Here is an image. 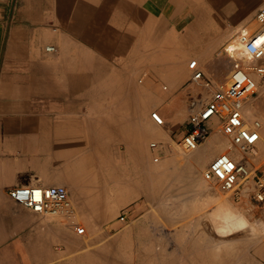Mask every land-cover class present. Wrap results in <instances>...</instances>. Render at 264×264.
I'll use <instances>...</instances> for the list:
<instances>
[{"label":"rangeland","instance_id":"obj_1","mask_svg":"<svg viewBox=\"0 0 264 264\" xmlns=\"http://www.w3.org/2000/svg\"><path fill=\"white\" fill-rule=\"evenodd\" d=\"M167 5L166 16L151 19L148 32L128 43L133 47L96 52L103 61L100 74L87 86L85 111L70 114L72 135L55 144L53 173L37 184L64 186L73 214L35 216L42 236H48V246L29 249L22 264H264V216L252 194L235 201L215 184L204 182L201 176L209 164L200 170L199 184H194L195 176L182 169L191 154L178 147L188 129L192 99L209 95L190 83L188 63L196 61L213 87L224 86L226 47L236 43L241 28L257 25L255 13L264 7V0H172ZM195 9L207 16L209 24L200 27L201 34L221 33L199 55L193 54L185 35ZM154 26L163 31L150 32ZM256 91L258 97L249 101L258 106L250 116L244 111L248 124L264 121L263 81ZM153 112L164 119L162 127L151 121ZM144 130L156 137L140 145ZM214 130L227 149L214 159L245 160L257 174L264 172V140L256 149L258 155L249 156L232 147L219 127ZM151 143L170 147L179 157L153 163ZM51 178L53 182L47 183ZM213 190L226 206L242 214L245 228L236 229L234 222L232 232L219 231L221 220L210 214L217 202L207 199ZM121 215L124 222L118 220Z\"/></svg>","mask_w":264,"mask_h":264},{"label":"crops","instance_id":"obj_2","mask_svg":"<svg viewBox=\"0 0 264 264\" xmlns=\"http://www.w3.org/2000/svg\"><path fill=\"white\" fill-rule=\"evenodd\" d=\"M170 1L0 0V264H22L30 256L29 249L43 243L48 246V236H42L35 215L14 204L7 192L17 186L37 185L53 173L54 146L60 138L69 141V129L75 127L70 125V114L85 111L87 86L100 74L103 58L96 52L133 47L128 43L148 32L151 19L167 15ZM203 15L195 9L185 32L195 55L200 27L209 26ZM162 22L166 24L165 18ZM252 24L240 31L249 30ZM162 31L156 26L150 30ZM203 35L212 45L221 34L207 30ZM47 47L55 52H45ZM213 65L209 66L215 75ZM226 68L224 76L234 69L231 64ZM70 98H74L72 102ZM59 128L66 131L60 134ZM213 131L182 168L195 176L196 185L200 170L219 151L227 152ZM150 136L156 134L144 130L139 144L145 145ZM157 156L169 163L179 154L160 145ZM148 159L145 155L146 162ZM51 182L52 178L47 180ZM132 185L131 179L129 190Z\"/></svg>","mask_w":264,"mask_h":264},{"label":"built area","instance_id":"obj_3","mask_svg":"<svg viewBox=\"0 0 264 264\" xmlns=\"http://www.w3.org/2000/svg\"><path fill=\"white\" fill-rule=\"evenodd\" d=\"M255 21L258 27L254 32L250 35L240 33L237 37L244 45L249 63L234 67L227 86L213 87L196 61L188 66L190 83L208 91L209 95L198 94L192 99L188 129L178 143L186 154L195 152L206 142L215 126L242 154L256 156L254 151L263 143L264 121L255 119L248 124L244 114L248 101L258 97L256 82H264V7L256 11ZM45 52L54 53L55 49L47 47ZM150 119L158 127L164 125V119L156 112L150 114ZM159 148L158 143L149 144L153 163L159 161ZM202 180L215 184L221 193L230 194L235 201L251 193L252 201L264 216V172L257 174L247 161L218 156L202 173ZM37 192L39 199L35 196ZM7 195L14 204L41 218L71 217L73 214L67 190L62 186H17L9 189ZM118 220L124 222L125 215Z\"/></svg>","mask_w":264,"mask_h":264},{"label":"bare ground","instance_id":"obj_4","mask_svg":"<svg viewBox=\"0 0 264 264\" xmlns=\"http://www.w3.org/2000/svg\"><path fill=\"white\" fill-rule=\"evenodd\" d=\"M216 28V27H214ZM257 29V25L256 24H252V26H250L249 30L247 31H242V33H245L247 35H250V31L254 32ZM218 32V31H217ZM194 33V32H193ZM201 33H203V31H200L199 34L200 36L198 37V45H197V50L195 51L197 54L200 52H206L207 50H209L211 43L208 42V39L203 35V37H201ZM196 34V33H195ZM221 34V33H220ZM215 35V34H214ZM237 41L236 43H232L230 45H228L226 47V56H227V60H226V64L224 66H230V64L233 66V68L235 66H244L247 65L249 63V57L245 51L244 45L240 43L239 38H236ZM190 40V39H189ZM193 41V38L191 39ZM193 43V42H192ZM195 46V45H194ZM49 48V47H48ZM207 54V53H206ZM199 55V54H198ZM207 56V55H206ZM206 60V59H205ZM225 62V61H224ZM228 62V63H227ZM241 63H243V65H241ZM213 69V68H212ZM233 71V70H232ZM232 73V72H231ZM231 73L224 76V80H225V85L227 86L229 84V79L231 76ZM260 82H256V89L259 87ZM262 102V101H261ZM257 105H255L254 103H252V101L245 106L244 110L245 113L247 114V116H250L252 114V111L255 109V107H257ZM217 128V127H216ZM214 128V129H216ZM216 133V131H213V135ZM212 135V134H211ZM222 148V147H221ZM225 148V147H223ZM223 151V150H222ZM255 155H258V152L254 151ZM253 156V155H252ZM240 157V156H239ZM187 159V158H186ZM191 167V166H190ZM193 169V168H192ZM61 186V185H60ZM64 187V186H63ZM209 200H212L213 202H217L216 206V210L215 213H210L211 216H215L214 218H219V220H221V224L219 226V231H221L222 233H230L232 232V230H234L235 228L232 227L233 223L236 222L237 223V228L242 229L245 228L247 226V221L244 219V217L242 216V214L240 213H235L233 210L230 209V205L226 206L224 204V202L220 199L219 195L216 193L215 190L210 191L208 198ZM248 211V210H247ZM251 211V210H250ZM214 214V215H213ZM250 214V213H249ZM210 220V219H209ZM212 220V219H211ZM211 222V221H210ZM216 222V221H215ZM218 222V221H217ZM218 222V225L219 223ZM216 225V224H215ZM213 226V225H212ZM217 226V225H216ZM215 226V227H216ZM214 227V226H213ZM218 255V254H217ZM243 259V258H242ZM237 264V263H236Z\"/></svg>","mask_w":264,"mask_h":264},{"label":"snow or ice","instance_id":"obj_5","mask_svg":"<svg viewBox=\"0 0 264 264\" xmlns=\"http://www.w3.org/2000/svg\"><path fill=\"white\" fill-rule=\"evenodd\" d=\"M35 196H36L37 199H39V197H40V193H38V192L35 193Z\"/></svg>","mask_w":264,"mask_h":264}]
</instances>
